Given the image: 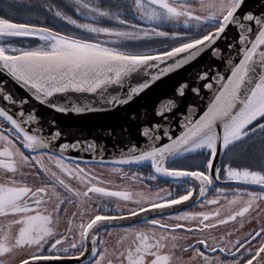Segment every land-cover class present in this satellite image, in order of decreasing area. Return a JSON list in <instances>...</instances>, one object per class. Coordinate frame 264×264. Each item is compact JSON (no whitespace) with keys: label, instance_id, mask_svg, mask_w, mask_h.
I'll return each instance as SVG.
<instances>
[{"label":"snow or ice","instance_id":"6c2138e0","mask_svg":"<svg viewBox=\"0 0 264 264\" xmlns=\"http://www.w3.org/2000/svg\"><path fill=\"white\" fill-rule=\"evenodd\" d=\"M260 5L5 3L0 264H264V222L235 238L232 230L213 234L231 223L243 229L253 213L264 221V0ZM204 56L224 69L207 65L192 81L178 82L175 98L155 110L161 122L142 124L139 139L117 154L105 155L106 147L92 139H69L55 120L26 110L28 99L8 87L57 113L105 112L146 96ZM187 95L193 103L171 121L168 114ZM105 168L145 190H113L120 186L96 171ZM69 206L77 209L70 218ZM196 206L209 210H188ZM117 232L119 247L110 248ZM176 250L188 259L176 258Z\"/></svg>","mask_w":264,"mask_h":264},{"label":"water","instance_id":"95a60500","mask_svg":"<svg viewBox=\"0 0 264 264\" xmlns=\"http://www.w3.org/2000/svg\"><path fill=\"white\" fill-rule=\"evenodd\" d=\"M247 5L249 9H259L261 6L260 0H247ZM235 35V31L230 30L227 32L228 39L234 38ZM219 44L222 49H225L227 40L222 39ZM207 65H211L213 70L224 69V64L220 60L204 56L191 65L178 70L177 73L171 74V78H165V83L160 84L158 87L153 86L146 96L135 99L129 105L121 106L116 110L83 115L54 112L52 109L29 98L28 94L23 89H19L18 86L9 83L8 87L16 94L17 98L24 97L28 99V103L25 105L26 110L34 108L45 120H55L68 133L69 139L86 138L95 140L98 145L102 144L106 147L105 155H108V153L117 154L128 140L139 139L138 128L145 122H161V118L155 114L158 105L168 99H174V87L177 83L192 81L196 74ZM193 101L194 97L191 95L177 100L179 111L174 109L172 114H168L171 121H177L180 115L187 110L186 106L192 104ZM175 126V123H173V127Z\"/></svg>","mask_w":264,"mask_h":264},{"label":"flooded vegetation","instance_id":"af4514ba","mask_svg":"<svg viewBox=\"0 0 264 264\" xmlns=\"http://www.w3.org/2000/svg\"><path fill=\"white\" fill-rule=\"evenodd\" d=\"M8 2H11V0H0V9H3L5 3H8ZM17 18H22V17L18 16ZM100 170L101 169H97L96 171L97 172H100ZM139 171L146 172L147 170L141 169ZM0 177H1L0 180H2V179L5 178V173H4V171L2 169H0ZM102 178H103V176H102ZM126 181L129 183V185L133 186L137 190H138L137 187H141L143 191L145 190L138 182L135 183V184H133L131 181L123 180V182H126ZM164 186L165 187H170L169 185H164ZM113 190H124V186H123V184H121L120 187H116V188L114 187ZM213 195H214V193H212V192L209 193L210 198ZM188 210H191V211H200V210H209V208L206 206L205 209H200L198 206H196V207H192V208H190ZM73 212H75V211H73ZM71 213L68 216L69 218L71 217ZM64 227H65V224L62 223L60 225V229L59 230H63ZM248 229H249V223H247V222L245 223V227L243 229H240V227L237 228L235 226V224H232L231 223L226 228L225 227H222L216 233H213V234L214 235H219V234H222L225 231L232 230V231H234V237L233 238H235L236 235L243 234L242 232L245 231V230H248ZM120 235L121 234L118 233V232L117 233H113L112 237L109 238V240H110L109 247L110 248H112V247H119V245L116 242H117V240H118V238H119ZM189 255H190L189 253H180L178 250H176V252H175V257L178 258V259H182V260H187L188 257H189Z\"/></svg>","mask_w":264,"mask_h":264},{"label":"rangeland","instance_id":"374dc122","mask_svg":"<svg viewBox=\"0 0 264 264\" xmlns=\"http://www.w3.org/2000/svg\"><path fill=\"white\" fill-rule=\"evenodd\" d=\"M96 170H97V169H96ZM29 171H30V170L25 169V172H29ZM100 173H101V176H103V178L110 180V181L112 182L113 185H118V186H120L121 184H123L124 189L137 190V189L134 188L133 186L129 185V183H128L127 181H126V182H123V181H122V180H121V179H120L115 173H112V172L110 171V169H107V168H105V169H101V170H100ZM0 179H1V177H0ZM28 179L31 181L32 177L29 176ZM36 183H38V182H36ZM115 188H116V187H115ZM137 188H138L137 191H143L141 187H137ZM73 211H77V209L74 208V207H72V206H69V209H68V216H69L70 213L73 212ZM259 212H260V216H261V217H264V206H262V208L259 210ZM255 215H256V214L253 213V217H255ZM253 217H250V218H249V219H251V221H252L251 223H249V229H248V230H245V231H243V232L241 231L243 234H244L245 232H247V231H250L252 227H256V226L259 225V223L264 222V221H262V220H260V219H255V218H253ZM232 224H235V226H236L237 228H239V224H238V223H232ZM243 234H238V235H243Z\"/></svg>","mask_w":264,"mask_h":264}]
</instances>
